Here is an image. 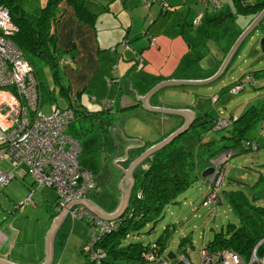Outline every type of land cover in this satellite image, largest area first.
<instances>
[{"label":"crops","instance_id":"crops-1","mask_svg":"<svg viewBox=\"0 0 264 264\" xmlns=\"http://www.w3.org/2000/svg\"><path fill=\"white\" fill-rule=\"evenodd\" d=\"M219 1V5H212L215 9H211L209 0H61L58 3L57 18L50 25V33L55 37L54 59L50 64L53 67L55 65L56 73H63V77H67L69 83L65 86L62 81L61 97L56 99L55 92H52L42 77L36 73L41 91V107L46 99L49 100V104L45 109L42 107L46 112L50 110L51 103L61 107L74 105L76 117L66 132L78 139L81 147L78 160L94 174L95 187L84 198L102 210L109 212L117 207L121 195L119 181L123 176L122 167H126L143 150L128 149L126 158L116 159L122 166L120 167L114 159L126 156L127 145L138 144L133 139H126V136L144 138L145 146H148L167 135L184 120L180 115L147 109L142 104V96L136 97L133 95L134 91L137 89L135 94L143 95L159 81L171 78L192 77L199 80L211 76L218 69L228 50V47L222 46L216 34L212 33L225 25L227 26L225 33H230L233 41L254 15L248 13L244 14L243 18L236 17L241 13L237 12L236 0ZM18 2L27 13L38 14L47 0ZM90 13L91 17L93 14L92 19L87 15ZM228 19L231 21L227 22ZM218 35L220 37L221 33ZM207 38L213 46L210 49H207V45L209 46ZM59 50L61 57L57 56ZM133 64L135 65L130 68ZM130 79L131 85L134 84L136 89L132 86L127 91L125 87H130L126 85L130 84ZM211 82L167 85L153 93L149 102L169 107L190 108L198 116L206 110L199 111L198 108L202 106L199 102L185 103L188 87L204 86L208 91L211 89ZM76 84L81 89L76 91L75 99L69 100L68 97L67 101V97H64L63 101V91L68 94V90H72ZM88 86L96 98H110L108 100L113 101L112 105L108 108L88 107L82 99V90ZM100 116H107L110 120L102 123ZM118 125L126 136L122 135ZM128 130L131 133H127ZM90 132L95 134L87 136ZM136 133L140 135H133ZM115 141L117 146L114 149ZM104 143L106 149L103 147ZM82 151L84 153L86 151L87 156L82 155ZM109 164L112 167H109ZM142 164L146 167L147 161ZM112 179L115 181L114 187L108 183ZM32 182L33 180L27 182L31 193V199L27 202L34 206L37 205V201L32 199L34 195V190H31ZM36 199L39 201L48 198L43 195V199ZM57 200L58 194L47 202L46 220L36 235L35 232L34 235L30 234L36 240L34 252L36 256L28 261L19 256L11 257L12 248L20 241L18 236L21 229L12 223L1 225V222L0 254L4 257L7 255L6 258L21 264L43 262L46 255V229L62 208L57 205ZM69 216L68 210L60 222V227ZM60 227L54 235L51 264L63 262L55 261V237ZM26 235L27 233L22 230V240ZM86 237L87 235L83 237L82 245ZM81 248L82 246L80 250ZM18 251L20 253L26 250L20 246Z\"/></svg>","mask_w":264,"mask_h":264},{"label":"rangeland","instance_id":"rangeland-1","mask_svg":"<svg viewBox=\"0 0 264 264\" xmlns=\"http://www.w3.org/2000/svg\"><path fill=\"white\" fill-rule=\"evenodd\" d=\"M209 5L211 9H215L212 4ZM243 16V13L236 15L239 18H243ZM226 27L225 25L218 27L212 35L216 34V38L220 39L222 46L229 49L235 39L232 41L233 36L230 33H225ZM220 33L221 36L219 37L218 34ZM254 34H260V30L257 29ZM209 41L210 39L207 38V42ZM212 47L209 42L207 49ZM60 54L61 51L59 50L57 56L61 57ZM28 56L34 65L36 73L42 77L46 86L52 92H55L56 99L60 98V92L63 87L62 81H64L65 86L69 83L67 77H63V73L57 74L55 71L56 66H51V62L44 58L38 57L33 53H29ZM247 76L253 77L256 83L252 84L250 80L245 79ZM238 81H241L238 84H244V86L234 92L231 87L237 84ZM210 84L211 89H208V91L205 90L204 86L188 87L185 103L199 102L202 105L198 108L200 112L209 110L214 115H217L218 112L229 115V112H231L236 116L247 104L264 96V50L260 48L258 41L251 42L248 38L232 58L227 70ZM78 89L81 88L76 84L72 90H68V94L63 91L62 100L64 101V97H67V101L68 97L69 100L75 99ZM82 99L88 107H101L104 105V101L110 98H96L88 86L82 90ZM44 102L45 104L42 107L45 109V106L49 104V100L46 99ZM262 123L264 124V118L255 121L248 129L247 134L252 137L250 141L245 138L248 141L246 144L248 147L240 145L238 147L228 146L223 149L224 151L222 150L223 152L218 153L219 155L217 154L216 160L220 161V165L224 166L221 179L223 190L219 193L218 201L213 197L215 199L214 203L209 205L202 204L203 192L208 186L207 180L212 176L211 174L203 176V168L200 169L199 167V175L194 182L186 187L183 192L179 193L175 201L166 204L155 221L153 219L148 220L138 228L131 230L123 243L131 240L138 241L139 244L144 246L160 235L166 223L172 222L174 223L173 230L167 235L162 254L167 257L171 264H184L182 257H189L190 252H192L193 264H200V249L204 243H207L212 238L214 232L223 229V227L225 228L228 223H240L239 214L232 208L233 206L228 198L231 190L242 191L252 203L264 204V131L261 130ZM127 133H131V131L128 130ZM221 133H224V130L211 129L206 133V138L219 137ZM91 134L94 135L95 132H90L87 136ZM133 135L140 134L136 133ZM136 137L139 138V136ZM223 141L224 139H218L215 141V145H219ZM240 150L242 151L239 152ZM82 155L87 156L86 151L85 153L82 151ZM198 156L199 160L203 158L200 154ZM143 162L146 163V161ZM143 162L139 164V170L144 167ZM225 163L226 165H224ZM0 165L8 170L12 169L7 160L0 161ZM208 165H212L211 160ZM109 167H112L111 164H109ZM27 168L24 162L19 163L12 169L15 173L13 178L6 183L0 182L1 225L12 223L15 227L21 229L18 236L21 242L19 241L15 244L10 255L11 257L19 256L26 261L36 256V253H34L36 240L30 234L34 235V232L35 235L37 234L40 226L46 220L45 207L47 202L57 195V190L54 187L33 181L31 190H34V195H32V199L37 201V205L33 206L31 202H27V200L31 199V197L26 199L27 192L30 191L27 182H30L33 178L29 172H26L25 175L20 173L21 170L26 171ZM114 182V179H112L108 183L111 187H114ZM43 195L48 199L39 201L36 199H43ZM22 230L27 233L23 240ZM12 233L14 236V232ZM89 233L90 227L84 220L72 218L71 215L67 217L55 237V261L85 264L89 257L81 252L80 246H82L83 237L85 235L88 236ZM184 233H188L189 239L192 241L191 245L188 240L185 244L182 242L183 246H186V244L190 245L187 249L180 244ZM141 245L138 246L141 247ZM20 246L26 251L19 253ZM170 252L174 256L170 257ZM108 260L113 264H156L154 260L143 258L138 253L130 257L127 255H109Z\"/></svg>","mask_w":264,"mask_h":264},{"label":"trees","instance_id":"trees-1","mask_svg":"<svg viewBox=\"0 0 264 264\" xmlns=\"http://www.w3.org/2000/svg\"><path fill=\"white\" fill-rule=\"evenodd\" d=\"M60 1L47 0L38 14H32L24 11L18 0H0V4L2 3L9 8L11 18L17 25V30L12 34V39L27 56L29 53H33L44 57L48 62L53 61L55 37L50 33V25L57 18ZM263 5L264 0L254 2L236 0L237 12L243 14H255ZM87 15L89 19L93 18V14L92 17L91 13ZM225 116L230 119V123L218 127L217 121L220 114L214 115L209 110L204 111L201 115L196 116L186 131L148 156L145 159L147 161L146 167L140 170L139 167L135 169V182L127 209L114 220L112 227L102 232L97 238L96 247L104 254L92 259L84 251L83 243L81 252L89 257L85 264H113L108 260L109 255H127L130 257L138 253L139 256L145 258L152 242H155L153 247L155 254H162L167 235L173 230L174 223L172 222L166 223L160 235L144 246L138 241L129 240L127 243H123V241L131 230L138 228L148 220L153 219L155 221L164 206L175 201L176 196L194 182L199 175V167L209 163L212 158L228 146H244L245 138L252 139L247 131L255 121L264 118V96L247 104L238 115L229 114ZM100 117L102 123L110 120L107 116ZM211 129L224 130V133H221L219 137L207 139L206 133ZM218 139H224V141L215 145V141ZM198 154L203 157L201 160H199ZM222 190V184H220L217 190V198ZM208 191L206 188L202 201L207 196ZM228 198L232 208L239 214L240 223H228L225 228L215 231L212 238L204 245L208 246L209 250L229 248L246 257L256 242L264 235V204L252 203L240 190H231ZM84 221L88 227L92 226L90 218H86ZM88 238L89 235L85 241ZM189 238L188 233L183 234L180 240L182 247L187 240L190 245L192 244ZM142 248H144L143 251ZM57 264L70 263L58 262Z\"/></svg>","mask_w":264,"mask_h":264},{"label":"built area","instance_id":"built-area-1","mask_svg":"<svg viewBox=\"0 0 264 264\" xmlns=\"http://www.w3.org/2000/svg\"><path fill=\"white\" fill-rule=\"evenodd\" d=\"M217 6L219 0H209ZM17 30L9 8L0 4V161L7 160L12 169L19 163L27 165L33 181L38 184L52 186L57 190V205L62 207L71 198L86 197L95 187L92 170L80 164L78 155L80 143L78 139L66 132L69 124L75 119L74 105L61 107L52 104L48 112L41 107V91L34 65L21 47L12 39ZM254 83L250 76L245 77ZM233 85L236 92L243 84ZM112 100H105L103 107L112 105ZM217 126H225L230 119L220 112ZM261 130L264 131L262 123ZM250 141V140H249ZM245 140L244 147H248ZM253 142V141H252ZM252 145V144H251ZM250 145V146H251ZM224 151V150H223ZM223 151H220L219 154ZM218 154V155H219ZM211 159L214 166L207 180L208 194L203 199V205H209L217 200V190L220 187L224 166ZM227 163V162H226ZM226 163L224 165H226ZM0 165V182L6 183L15 176L13 170ZM217 175L215 178H213ZM31 197L29 193L26 199ZM72 218L84 220L90 218L89 238L84 242L83 249L95 259L104 254L96 247L97 238L102 232L113 226L114 220H104L81 203H75L69 208ZM150 244L145 258L154 260L157 264H171L163 254H155ZM190 245L186 244L184 248ZM200 264H264V235L256 242L248 256H241L229 248L209 250L202 245L200 249ZM184 264H193V254L183 256Z\"/></svg>","mask_w":264,"mask_h":264},{"label":"water","instance_id":"water-1","mask_svg":"<svg viewBox=\"0 0 264 264\" xmlns=\"http://www.w3.org/2000/svg\"><path fill=\"white\" fill-rule=\"evenodd\" d=\"M257 29L260 30V34H254V32ZM248 38L251 40V42L258 41L260 48L264 50V5L251 17V19L247 22V24L244 26V28L241 29L240 33L238 34V36L234 40L233 44L227 50V52H226L225 56L223 57L221 64L219 65L218 69L211 76H209L207 78L199 79V80H194V79H192V77L171 78V79L161 80L158 83H156L153 87H151L143 95H136L135 94V91L137 89H136L134 84L131 85V79H130V84H126V85H130V87H128V88L125 87V89L127 91H129L131 89V87L134 86V88L136 90L134 91L133 95H135L136 97L142 96V101H143L142 104L147 109L154 110V111L164 113V114L180 115L183 117L184 120L179 126H177L175 129L170 131L167 135H165L161 139L157 140L156 142L151 143L148 146H145L146 140L144 138H138L136 136L135 137H128V136L124 135L122 128L118 125L121 129L122 135L127 137L126 139H128V140L133 139L134 141H137L138 144H131L129 146L127 145L125 147L126 156H119V157L115 158L114 161L116 162V159L126 158L128 156V149L143 148V150L138 155H136L126 167H122L120 164H118L116 162L120 167H122V172H123V176L120 178V181H119V187L121 190V195H120V199H119L117 207L112 211L106 212V211L102 210L101 208H99L97 205H95L89 199H86L83 197L71 198L68 202H66L62 206V208L58 211L57 215H55L53 217V220H52L50 227L49 228L47 227V229H46V234H45V237H46V255H45L43 262H41L40 264H51V259H52V255H53V240H54L55 232L58 229V227H60L59 225H60L61 220L63 219V217L65 216V214L67 213V211L69 210V208L73 204L81 203V204L85 205L92 212H94L98 217H100L104 220H114V219L120 217L129 205V201H130L131 194H132V188H133V185L135 182V178H134L135 169L148 156H150L155 151L161 149L166 144L170 143L176 136H178L179 134L186 131L191 126V124L193 123V121L196 117V114L190 108L169 107V106L152 104L149 102L150 96L153 93L157 92L160 88L167 86V85L205 84V83H208V82H211V81L217 79L219 76H221V74L223 73V71L228 66L229 62L231 61V59L235 56L238 49L241 47V45ZM134 65L135 64L130 66V68L133 67ZM91 116H96V115H91ZM99 124H100V121H99ZM112 125H116V124H112ZM108 130L110 131L109 126H108ZM111 135H112V133H111ZM116 146H117V144L115 141L114 149ZM103 147L105 148V143H104ZM107 154H108V152H107ZM213 169H214L213 165L206 166L202 170V175L206 176V175L210 174L213 171ZM169 256L172 257L174 255L170 253ZM6 257H7V255H6ZM6 257H4L0 254V264H21V263H17L15 261H12Z\"/></svg>","mask_w":264,"mask_h":264},{"label":"flooded vegetation","instance_id":"flooded-vegetation-1","mask_svg":"<svg viewBox=\"0 0 264 264\" xmlns=\"http://www.w3.org/2000/svg\"><path fill=\"white\" fill-rule=\"evenodd\" d=\"M139 150L141 149V148H138ZM143 149V148H142Z\"/></svg>","mask_w":264,"mask_h":264}]
</instances>
